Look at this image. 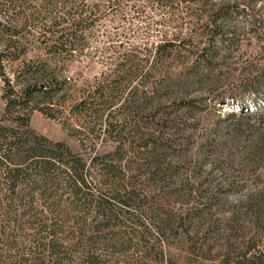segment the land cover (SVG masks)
<instances>
[{"label":"trees","instance_id":"1","mask_svg":"<svg viewBox=\"0 0 264 264\" xmlns=\"http://www.w3.org/2000/svg\"><path fill=\"white\" fill-rule=\"evenodd\" d=\"M51 4L62 14L52 23L50 32L55 33L48 38L54 43L47 49L52 60L62 62L58 73L32 65L26 58L30 45L19 49L14 38L19 33L6 26L0 29L2 97L9 120L0 122V264H139L132 251H146L152 245L148 247L141 217L128 208L155 217L163 229L170 223L186 229L189 218L176 217L167 209L182 186L171 180L167 159L185 157L192 146L191 121L202 110L199 95L192 92L199 87L200 93H216L212 106L233 104L229 98L236 94H245L246 99L257 90L264 92V17L251 0H51ZM106 21L112 23L109 28ZM97 27L107 33L115 30L107 37L117 58L111 78L123 80L120 91L135 78L141 82L131 87L127 107L134 108L136 96L146 99L152 93L158 98L148 108L145 102L138 103L132 119L108 123L110 135L121 134L129 124L133 140L130 147L119 143L113 155L100 157L103 177L91 182L87 175L97 157L86 162L62 141H49L29 125L34 110L57 117L63 103L59 98L69 85L62 75L64 55L83 49L85 38ZM242 55L248 61L241 60ZM15 61L20 68L13 71L16 79L11 82L5 63ZM222 64L231 81L220 76ZM117 88L111 85L109 92ZM96 92L93 98L70 103L72 122L80 129L85 127L83 118L101 116L96 105L104 91ZM199 143L206 145L207 138L202 136ZM170 180L176 184L174 191ZM91 183L95 189L105 185L108 192L92 193ZM261 194L263 204L264 191ZM254 216L257 230L243 236L245 243L229 241L221 264H264L260 214Z\"/></svg>","mask_w":264,"mask_h":264},{"label":"rangeland","instance_id":"2","mask_svg":"<svg viewBox=\"0 0 264 264\" xmlns=\"http://www.w3.org/2000/svg\"><path fill=\"white\" fill-rule=\"evenodd\" d=\"M251 1L264 17V1ZM56 6L51 4V0H0V29L6 26L19 33L14 37L19 40L18 48L23 50L24 45H30L26 51V58L32 65L45 68L48 73H58L62 66L61 61L52 60L47 52L49 45L54 43L48 38L50 33H55L50 32L54 30L52 23L62 16L56 10ZM47 8H50V11H44ZM105 24L106 27L112 25L110 21H106ZM113 31L115 30L110 28L107 33L97 27L93 34L85 38L83 49L78 43L81 50L74 49L73 53L67 52L64 55L66 65L62 75L68 77L69 85L59 98L63 103L60 111L55 112L57 117H46L38 110H34L30 116L29 127L36 134L52 142L62 141L74 153H79L86 162L97 157L95 163L90 164V172L87 175L91 182L93 178L99 182L103 177L100 157L113 155L119 143L130 147L133 140L129 124L121 134L115 132L110 135L107 133L108 123L116 124L124 117L132 119L131 117L139 111L138 103L143 105L145 102V107L148 108L158 98L148 92L146 99L143 97L139 100L135 95L137 102L135 101L134 108L127 107L129 102L126 101H132L131 87H137L141 82L135 78L129 84L130 87L120 91L123 80L111 78L113 72L110 71L116 68L117 58L115 59V55L108 47L111 39L107 36ZM43 35H46V38ZM219 59L222 57L216 60ZM244 59L248 61V56L242 55L241 60ZM233 60L226 59V62ZM5 65L6 74L11 82H15L16 78L12 73L20 68L19 61L6 62ZM220 70L222 71L220 76H227L228 80L232 78L228 74V68L223 64ZM233 71L237 75L236 70ZM223 82L220 81L218 84ZM111 85H117L119 90L109 92ZM2 86L3 80L0 75V122L9 123L4 114ZM97 88L104 91V96L97 100L96 105L101 116H95V119L83 118L85 127L80 129L72 122L70 103L81 100L82 97L98 95ZM199 89L192 92L193 95H199L198 100L202 104L200 107L202 110L191 121L192 146L187 150L185 157L167 159L173 172L171 180L182 184L179 188L181 194L177 197L171 196L167 209L176 217L189 218L186 229L178 227L177 223L176 225L170 223L171 225L163 229V226L157 224L155 217L148 218L139 214L136 209L128 208L130 213L141 217V222L147 227L148 247L152 245L151 248H146V251L144 248L141 252L132 251L133 258L139 264H165L168 261L173 264H221L229 241L245 243V240H242L243 236L249 237L257 230L253 224L255 213L260 214L258 219L262 241L260 247L264 250L262 191L242 198L244 189L249 185H264V92L257 90L246 99L245 94H236L229 98L233 104L216 103L212 106V99L216 93L211 92L207 95L204 91L200 93L201 87ZM112 99L116 100L114 104L110 108L105 107ZM121 121L123 122V119ZM202 136H205L208 142L203 146L199 143ZM251 159L253 166L250 165ZM109 160L108 157L105 158L106 162ZM171 180L170 187L173 189L176 184ZM89 191L96 195H99V192L102 194L108 192L105 185L95 189L93 183L89 186ZM237 194H241L236 197L239 202H231L229 198Z\"/></svg>","mask_w":264,"mask_h":264},{"label":"clouds","instance_id":"3","mask_svg":"<svg viewBox=\"0 0 264 264\" xmlns=\"http://www.w3.org/2000/svg\"><path fill=\"white\" fill-rule=\"evenodd\" d=\"M259 191H264V185H249L248 188L244 189L242 198H247L248 195L254 194ZM238 196H241V194L231 196L229 199L233 203H238L239 199L236 198Z\"/></svg>","mask_w":264,"mask_h":264}]
</instances>
